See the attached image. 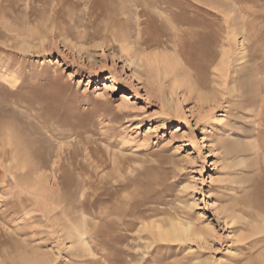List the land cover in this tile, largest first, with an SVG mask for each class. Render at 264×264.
<instances>
[{"label":"rangeland","instance_id":"obj_1","mask_svg":"<svg viewBox=\"0 0 264 264\" xmlns=\"http://www.w3.org/2000/svg\"><path fill=\"white\" fill-rule=\"evenodd\" d=\"M160 3L0 0V264H264V0Z\"/></svg>","mask_w":264,"mask_h":264},{"label":"bare ground","instance_id":"obj_2","mask_svg":"<svg viewBox=\"0 0 264 264\" xmlns=\"http://www.w3.org/2000/svg\"><path fill=\"white\" fill-rule=\"evenodd\" d=\"M159 3H160V0H159ZM156 4V3H155ZM162 3H160V5H161ZM206 4V3H205ZM209 4V3H208ZM169 5V4H168ZM185 5V4H184ZM158 7H159V5H157ZM156 6V7H157ZM163 6V5H162ZM180 6V5H179ZM183 7V6H182ZM142 8V7H141ZM160 9L161 8H163V7H159ZM166 8V7H165ZM169 8H171V7H169ZM147 9V8H146ZM167 9V8H166ZM165 9V10H166ZM181 9V8H180ZM171 10V9H170ZM175 10V9H174ZM146 11V10H145ZM169 11V10H168ZM149 12H150V10H149ZM176 12H178V11H176ZM172 13V12H171ZM178 13H180V12H178ZM152 14V13H151ZM159 14V13H158ZM148 15H149V13H148ZM174 15V14H173ZM147 16V15H146ZM161 16V15H160ZM169 16V15H168ZM155 17V16H154ZM153 17V18H154ZM148 18H149V16H148ZM173 18V17H172ZM175 18V17H174ZM150 19V18H149ZM193 19V18H192ZM124 20H125V18H124ZM151 20V19H150ZM194 20V19H193ZM154 22V21H153ZM191 22V21H190ZM193 23V22H192ZM185 24H187V23H185ZM198 24V23H197ZM196 24V25H197ZM149 25V24H148ZM144 26V25H143ZM142 26V27H143ZM195 26V25H194ZM201 26H203V24L202 25H200V27ZM155 28H157V26L155 27ZM154 28V29H155ZM192 28V27H191ZM195 28V27H194ZM197 29H198V27H197ZM202 29V28H201ZM200 29V30H201ZM139 30V29H138ZM143 30H144V28H143ZM147 30L148 29H146V32H147ZM189 31H190V28L188 29ZM188 30H185V31H188ZM199 30V29H198ZM198 30H191L190 32H188L189 33V36L187 37V40L186 39H182L183 37L185 38V36H183V37H181L180 38V36H179V38H180V40L182 39V41L183 40H185V41H180V42H182L183 44L182 45H180V46H182V50L184 49V48H187V49H189L190 51H192L195 55L196 54H198V53H202V50H205V48H204V42H205V40H206V43H208V40L207 39H209L208 37H207V34H206V32H204V31H198ZM205 30V29H204ZM139 31H142V30H139ZM158 31H160V33H162L161 32V30H158ZM143 32V31H142ZM145 32V31H144ZM156 32V31H155ZM164 32V31H163ZM138 33V32H137ZM141 33V32H140ZM126 34V33H125ZM151 34H152V32H151ZM159 34V33H158ZM163 34V33H162ZM182 34V33H181ZM180 34V35H181ZM140 35V34H139ZM155 35V34H154ZM161 35V34H160ZM145 36V35H144ZM182 36V35H181ZM141 37V36H140ZM146 38H148L149 36H148V34L146 33V36H145ZM155 38V37H154ZM119 39V38H118ZM138 39H140V38H138ZM140 44H142V43H144L145 41L143 40V39H140ZM147 42V41H146ZM186 43H187V45H186ZM205 43V44H206ZM144 44H146V43H144ZM179 44H181V43H179ZM149 45V44H148ZM177 46H179V45H177ZM179 46V47H180ZM244 46V45H243ZM184 47V48H183ZM206 47V46H205ZM186 49V50H187ZM180 50H181V48H180ZM128 52V51H127ZM129 52H130V50H129ZM185 52V51H184ZM183 52V53H184ZM187 52V51H186ZM242 52V51H241ZM132 53L133 52H131V58H132ZM193 54V55H194ZM199 54V55H200ZM203 54V53H202ZM135 55V54H134ZM134 55H133V57H134ZM194 55V56H195ZM198 55V56H199ZM244 55V54H243ZM129 56V55H128ZM236 56V55H235ZM241 56H242V54H241ZM245 56V55H244ZM201 57H204L203 55L201 56L200 55V57H198V58H201ZM197 58V57H196ZM207 58V57H206ZM242 58V57H241ZM133 60V59H132ZM148 60H150V59H148ZM153 61H152V63H154L155 61H154V59H152ZM204 60H206L205 58H204ZM163 61V60H162ZM197 61V60H196ZM147 62V61H146ZM172 62H174L173 60H172ZM132 64L134 63V60H133V62H131ZM191 64H192V62H190ZM198 63H200V62H198ZM188 64H189V62H188ZM174 66H177L176 64L174 65ZM171 67H172V65H171ZM191 67V66H190ZM194 67V66H193ZM178 68V67H177ZM182 69V68H181ZM181 69H179V71L181 70ZM168 70V69H167ZM195 70V69H194ZM182 72H184V71H182ZM226 72V71H225ZM200 73V72H199ZM184 74H186V72L184 73ZM196 75H197V73H196ZM196 77V76H195ZM188 80V79H187ZM197 80V79H196ZM224 80V79H223ZM191 80H189V82H190ZM222 83H224V82H222ZM222 85V84H221ZM213 96V95H212ZM172 228H174V227H172ZM167 230V229H166ZM76 232H77V230H76ZM157 233H158V236H159V238L161 239V240H171V241H173V240H182L183 241V239H187V237H188V235H189V231H188V228H186V227H184L181 223L179 224V232L177 233V232H175V230L172 232V233H168L167 231H164V230H162L160 227H158V231H157ZM81 234V233H80ZM77 236H78V234H77ZM81 236V235H80ZM190 238V237H189ZM81 239V238H80ZM78 242V241H77Z\"/></svg>","mask_w":264,"mask_h":264}]
</instances>
